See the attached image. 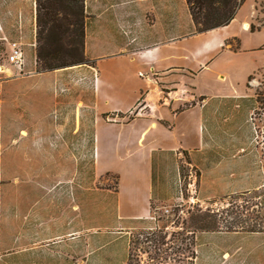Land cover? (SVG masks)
<instances>
[{
  "label": "rangeland",
  "instance_id": "1",
  "mask_svg": "<svg viewBox=\"0 0 264 264\" xmlns=\"http://www.w3.org/2000/svg\"><path fill=\"white\" fill-rule=\"evenodd\" d=\"M251 3L249 33L228 44L232 64L251 66L255 80L239 86L250 97L208 102L204 148L156 152L140 221L118 216L117 188L121 213L133 199L117 172H94L92 68L37 71L36 0H0L3 16L14 6L0 22V264H125L128 254L186 264L193 251L194 264H264V232L225 228L264 213V0H244L242 14ZM9 41L23 51L20 70L6 60ZM204 210L220 223L193 232L188 216Z\"/></svg>",
  "mask_w": 264,
  "mask_h": 264
},
{
  "label": "crops",
  "instance_id": "2",
  "mask_svg": "<svg viewBox=\"0 0 264 264\" xmlns=\"http://www.w3.org/2000/svg\"><path fill=\"white\" fill-rule=\"evenodd\" d=\"M8 8L5 16L0 8V22L13 17L14 6ZM83 12V48L96 75L94 172H117L124 181L128 201L133 200L121 213L117 188L118 216L147 219L156 152L204 148L210 142L208 102L250 97L239 86L252 76L251 66L232 64V47L225 41L236 46L240 38L242 44L256 7L251 3L245 14L239 8L229 23L204 32H196L186 0H83ZM138 103L137 115L126 118ZM135 199L144 201L136 206Z\"/></svg>",
  "mask_w": 264,
  "mask_h": 264
},
{
  "label": "trees",
  "instance_id": "3",
  "mask_svg": "<svg viewBox=\"0 0 264 264\" xmlns=\"http://www.w3.org/2000/svg\"><path fill=\"white\" fill-rule=\"evenodd\" d=\"M244 0H186L189 12L195 24L196 32H204L229 23ZM37 48L35 57L37 71L51 70L76 64H91L83 48L84 12L83 0H36ZM252 27V26H251ZM227 39L225 44H230ZM234 47V46H231ZM252 76H249L250 79ZM105 117L106 114H103ZM183 153H186L183 151ZM118 179V175L115 176ZM151 203V202H150ZM214 212L204 210L191 212L188 216V227L192 231H213L219 225ZM139 220V219H137ZM145 218H140V221ZM264 213L259 222L250 225L234 220L225 225L227 230L242 229L264 232ZM223 226V225H222ZM163 237L159 235L160 239ZM149 240L148 237H146ZM194 251L186 264H194ZM159 256H152L143 264H162ZM152 260V261H151ZM125 264H140L139 258L128 254Z\"/></svg>",
  "mask_w": 264,
  "mask_h": 264
},
{
  "label": "built area",
  "instance_id": "4",
  "mask_svg": "<svg viewBox=\"0 0 264 264\" xmlns=\"http://www.w3.org/2000/svg\"><path fill=\"white\" fill-rule=\"evenodd\" d=\"M6 60L19 70L22 68L23 51L15 41L8 42V55Z\"/></svg>",
  "mask_w": 264,
  "mask_h": 264
}]
</instances>
